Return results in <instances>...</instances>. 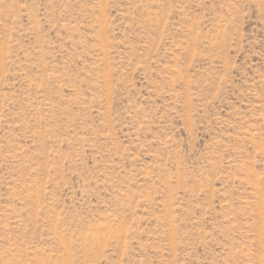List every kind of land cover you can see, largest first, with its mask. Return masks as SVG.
Instances as JSON below:
<instances>
[{"label": "rangeland", "instance_id": "rangeland-1", "mask_svg": "<svg viewBox=\"0 0 264 264\" xmlns=\"http://www.w3.org/2000/svg\"><path fill=\"white\" fill-rule=\"evenodd\" d=\"M0 264H264V0H0Z\"/></svg>", "mask_w": 264, "mask_h": 264}]
</instances>
